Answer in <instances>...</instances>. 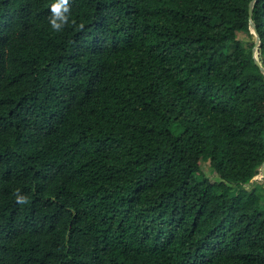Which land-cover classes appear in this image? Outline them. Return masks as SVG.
Instances as JSON below:
<instances>
[{
    "label": "trees",
    "instance_id": "1",
    "mask_svg": "<svg viewBox=\"0 0 264 264\" xmlns=\"http://www.w3.org/2000/svg\"><path fill=\"white\" fill-rule=\"evenodd\" d=\"M250 1L0 0V264H264Z\"/></svg>",
    "mask_w": 264,
    "mask_h": 264
},
{
    "label": "clouds",
    "instance_id": "2",
    "mask_svg": "<svg viewBox=\"0 0 264 264\" xmlns=\"http://www.w3.org/2000/svg\"><path fill=\"white\" fill-rule=\"evenodd\" d=\"M49 11V24L51 29L55 32H61L65 26L69 24L71 12L70 0H54V2L50 5ZM15 195L17 203L28 202L27 197L19 194L18 191Z\"/></svg>",
    "mask_w": 264,
    "mask_h": 264
},
{
    "label": "water",
    "instance_id": "3",
    "mask_svg": "<svg viewBox=\"0 0 264 264\" xmlns=\"http://www.w3.org/2000/svg\"><path fill=\"white\" fill-rule=\"evenodd\" d=\"M256 1L257 0H251L248 4L249 30H250V34L253 37V40H252L253 41V47L251 49V53H252V58H253L254 64L258 67L260 72L264 75V64L261 60L260 52H259V49L261 46L260 36L257 32L254 21L251 18L253 7H254V4ZM260 172H261L262 178L264 179V162L260 166Z\"/></svg>",
    "mask_w": 264,
    "mask_h": 264
},
{
    "label": "rangeland",
    "instance_id": "4",
    "mask_svg": "<svg viewBox=\"0 0 264 264\" xmlns=\"http://www.w3.org/2000/svg\"><path fill=\"white\" fill-rule=\"evenodd\" d=\"M253 40V37L252 39ZM201 169H202V172L204 173V175L210 180V181H213V182H218L220 181L221 179L218 177V175L214 172V170H212L209 166V164L207 162H202L201 164ZM250 184H246L244 185V187L247 189L249 188ZM263 186H264V182H263Z\"/></svg>",
    "mask_w": 264,
    "mask_h": 264
}]
</instances>
